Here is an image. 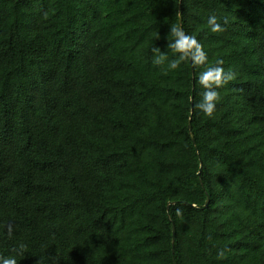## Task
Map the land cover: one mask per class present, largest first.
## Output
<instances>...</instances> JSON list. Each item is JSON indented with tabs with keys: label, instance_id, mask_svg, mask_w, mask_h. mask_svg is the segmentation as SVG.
<instances>
[{
	"label": "trees",
	"instance_id": "16d2710c",
	"mask_svg": "<svg viewBox=\"0 0 264 264\" xmlns=\"http://www.w3.org/2000/svg\"><path fill=\"white\" fill-rule=\"evenodd\" d=\"M177 24L205 66L153 63ZM218 60L237 75L207 116ZM20 244L18 264H264V0H0V255Z\"/></svg>",
	"mask_w": 264,
	"mask_h": 264
},
{
	"label": "clouds",
	"instance_id": "9594fccd",
	"mask_svg": "<svg viewBox=\"0 0 264 264\" xmlns=\"http://www.w3.org/2000/svg\"><path fill=\"white\" fill-rule=\"evenodd\" d=\"M177 20L180 19L182 14L176 13ZM227 23V21H224ZM207 24L213 33L222 32L224 28L218 22L215 15H210ZM173 39L168 43V48L175 51L176 56L169 59L167 52H161L159 48L152 46L151 53L152 61L156 65H166V71H172L180 66L181 62L187 61L194 66H205L208 63V54L204 50V46L193 35H190L182 30L177 24L170 29ZM222 60H218L214 66L206 67L199 73V84L203 88L202 99L195 105L205 115L211 116L217 108L219 93L216 89L227 85L229 82L236 78V73L232 70H226L221 65ZM176 215H181L180 209H176ZM6 234L11 237L15 231V225L11 222L4 225ZM27 246L20 244L15 247L13 255L3 256L0 255V264H18V257H23L26 253ZM225 257V250H217V259L222 260Z\"/></svg>",
	"mask_w": 264,
	"mask_h": 264
},
{
	"label": "water",
	"instance_id": "95a60500",
	"mask_svg": "<svg viewBox=\"0 0 264 264\" xmlns=\"http://www.w3.org/2000/svg\"><path fill=\"white\" fill-rule=\"evenodd\" d=\"M174 236H175V234H174V228L172 229V239H174ZM172 253H173V251H172Z\"/></svg>",
	"mask_w": 264,
	"mask_h": 264
}]
</instances>
